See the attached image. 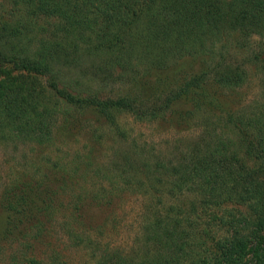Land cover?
Here are the masks:
<instances>
[{"label":"trees","instance_id":"1","mask_svg":"<svg viewBox=\"0 0 264 264\" xmlns=\"http://www.w3.org/2000/svg\"><path fill=\"white\" fill-rule=\"evenodd\" d=\"M185 59L207 66L166 96L145 89ZM253 70L257 99L222 102ZM120 86L135 91L115 94ZM120 115L198 120L202 132L159 155L129 141ZM85 127L97 144L114 138L110 192L140 194L145 208L126 248L84 230L86 217L61 224L84 264H264V0H4L0 147H50ZM32 181L3 191L0 256L10 243L18 248L7 262L69 264L50 239L57 193ZM78 200L76 212L94 206Z\"/></svg>","mask_w":264,"mask_h":264},{"label":"rangeland","instance_id":"2","mask_svg":"<svg viewBox=\"0 0 264 264\" xmlns=\"http://www.w3.org/2000/svg\"><path fill=\"white\" fill-rule=\"evenodd\" d=\"M3 1L0 0V3ZM206 66L207 59H185L177 65L176 73H158L156 77L153 76L147 81L145 89L150 92L157 88V95L166 96L175 85L201 72ZM116 88L115 94L120 95L135 91L133 87ZM259 93L258 75L253 70L246 88L233 94H225L221 101L228 102L233 108H240L257 99ZM178 109L181 112L185 110L182 106ZM119 119L122 128L128 133L129 141L137 142L141 148H145L144 143H147L150 147L146 148L151 150L154 147L159 155L160 151H173L180 142L197 141L202 132L201 123L198 120L189 121L188 118L180 120L182 125L179 120L173 121L170 117L167 121L156 122H139L131 115H120ZM89 131L88 127H85L74 133L60 134L56 143L50 147L24 145L18 146L17 150L14 147H0V179L3 178L0 186V222H3L5 217L2 201L3 191L8 183L23 178L26 181L33 180L32 187L39 188L40 182L44 183L47 179L46 186L57 193L55 199L58 209L55 218L60 220L54 226L50 239L69 264H84L86 255L72 250L69 239L60 227L65 221H73L75 225L76 216L82 220L86 217L90 222H86L89 226L85 224L88 228L82 226L84 230L91 229L93 235L100 238L101 235L107 236L106 241L111 247L118 245L126 248L137 235L145 208L144 199L140 194L124 190L110 192L115 178L107 173V168L110 169L108 163L115 151L114 138L106 134L102 143L97 144L93 142ZM54 165L63 169L65 173L54 169ZM104 188L108 191L104 192L102 190ZM79 197L85 199V203L89 202L94 206L88 204L89 206L86 205L82 211L76 212L74 207ZM95 197L102 198L100 204L93 202ZM17 248V244L15 247L10 243L5 244L3 253L7 256L6 258L0 256V264H14L7 262V259ZM38 248L40 256L47 257L49 254L47 247Z\"/></svg>","mask_w":264,"mask_h":264}]
</instances>
